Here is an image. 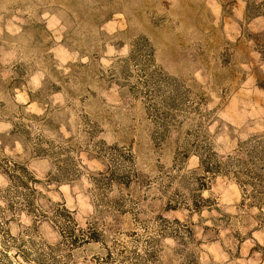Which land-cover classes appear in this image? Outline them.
Segmentation results:
<instances>
[{"label":"rangeland","instance_id":"obj_1","mask_svg":"<svg viewBox=\"0 0 264 264\" xmlns=\"http://www.w3.org/2000/svg\"><path fill=\"white\" fill-rule=\"evenodd\" d=\"M262 2L0 0V264H264Z\"/></svg>","mask_w":264,"mask_h":264},{"label":"trees","instance_id":"obj_2","mask_svg":"<svg viewBox=\"0 0 264 264\" xmlns=\"http://www.w3.org/2000/svg\"><path fill=\"white\" fill-rule=\"evenodd\" d=\"M263 151H264V147H263ZM13 166H17L16 163H13ZM25 173H23L22 175H13L12 178L14 179L15 183H20L21 186H24L25 188H27L29 191L31 192H35L36 189H33L32 186H29V184L31 183H35L37 182L36 179H34V177L32 175H30L27 170L24 171ZM238 178L240 177L237 176ZM16 179V180H15ZM251 180L247 181V182H243L241 181V186L245 187L246 192L248 193L250 196L252 193H254L255 191V195L251 196L253 198L256 199V201L260 204V206H262L264 204V182L261 180H258L256 178L250 177L249 178ZM258 182V183H256ZM249 189H251V191H249ZM263 197V198H259L258 197Z\"/></svg>","mask_w":264,"mask_h":264},{"label":"crops","instance_id":"obj_3","mask_svg":"<svg viewBox=\"0 0 264 264\" xmlns=\"http://www.w3.org/2000/svg\"><path fill=\"white\" fill-rule=\"evenodd\" d=\"M258 8L259 9L253 17L248 20L246 25L251 31L264 34V2H262Z\"/></svg>","mask_w":264,"mask_h":264}]
</instances>
